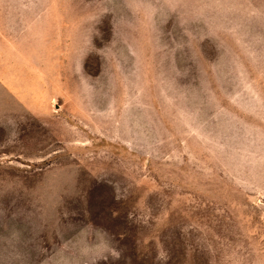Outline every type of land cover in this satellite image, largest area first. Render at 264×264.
<instances>
[{"label": "rangeland", "instance_id": "1", "mask_svg": "<svg viewBox=\"0 0 264 264\" xmlns=\"http://www.w3.org/2000/svg\"><path fill=\"white\" fill-rule=\"evenodd\" d=\"M0 264H264V0H0Z\"/></svg>", "mask_w": 264, "mask_h": 264}]
</instances>
